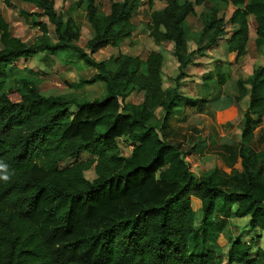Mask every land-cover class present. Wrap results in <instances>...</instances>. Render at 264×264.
<instances>
[{"label": "trees", "instance_id": "1", "mask_svg": "<svg viewBox=\"0 0 264 264\" xmlns=\"http://www.w3.org/2000/svg\"><path fill=\"white\" fill-rule=\"evenodd\" d=\"M24 1L40 11L20 12L45 17L57 40L49 39L47 24L41 21L36 22L43 33L38 40L27 43L12 36L0 11V162L10 173L8 181L0 180V264H264V249L252 255L251 241L239 236L230 241L226 260L212 249L190 248L204 239L217 208L227 211L236 205L235 215L248 216L251 228L264 229V152L250 146L264 122V64H255L246 80L238 79V95L216 111L222 125L229 126L246 94L244 84L249 83L240 140L222 144L229 158L240 159L241 170L225 173L215 168L197 176L184 160L193 149L184 152L179 142L168 138L172 130L168 120L181 116L182 106L202 112L220 96L219 88L211 97L192 98L180 91L193 56V51L185 53L184 23L203 1L147 2L148 35L155 42L172 41L178 60L176 83L168 88H163L164 59L158 51L151 50L145 59L118 53L112 69L91 56L132 35L131 15L140 0H110L105 14H98L93 0H87L93 28L87 49L74 43L78 31L56 11L54 0ZM155 1L165 5L155 8ZM219 1L235 8L228 19L212 13L204 20L206 45L215 44L229 23L233 28L226 39L227 51L244 55L251 26L256 51L264 55V0ZM43 52H65L67 60L96 68L98 72L80 79L79 85L103 81L106 93L92 100L46 95L20 75L19 99H11L12 90L6 86L10 69ZM203 79L216 87L226 81L220 65ZM133 90L143 92L142 102L125 104ZM124 136L134 143L129 156L122 155L117 144ZM81 152L91 157L59 167V162ZM91 168L95 177L89 179L84 171ZM192 197L201 202L198 225Z\"/></svg>", "mask_w": 264, "mask_h": 264}, {"label": "rangeland", "instance_id": "2", "mask_svg": "<svg viewBox=\"0 0 264 264\" xmlns=\"http://www.w3.org/2000/svg\"><path fill=\"white\" fill-rule=\"evenodd\" d=\"M121 1V0H117ZM194 1V0H190ZM201 5L194 7L195 12L188 14L184 23L185 30V53L193 51L191 62L185 69V76L181 78L180 91L188 97L198 98L206 95L211 97L220 90V96L208 102L207 107L199 112L196 108L182 106L181 116L169 118L172 130L168 133V138L179 142L181 149L185 152L189 148L192 152H187L184 160L195 175H203L208 171L217 168L225 173L232 169L241 170L240 159L232 160L229 158L222 144H234L240 140L242 129V113L248 105L249 83L244 84L245 96L239 101L238 114L231 119L230 125L224 126L217 117L216 111L222 109L225 98L230 100L238 95L237 80L244 79L252 73L255 64H264V55L256 51L254 44L255 32L250 26V41L247 44L246 53L236 56L235 53L227 51L226 39L232 30V26L227 23L226 33L219 36L215 44L206 45L208 35L203 36L204 20L212 13L217 16L223 15L228 19L235 8L229 4L220 3L219 0H202ZM148 0H140L138 8L132 13L131 21L134 24L132 35L121 41L119 46H106L91 56L96 61H104L109 69L114 68L112 59L118 53L129 55H138L145 59L151 50L158 51L163 55L162 79L163 88L173 87L175 77L178 74V60L176 59L173 48L174 44L170 40L155 42L148 35V24L150 21V8L147 5ZM98 14L108 13L110 10V0H93ZM165 5L162 1H155V8H161ZM88 2L87 0H54V7L57 12H63L64 19L69 22L73 30L78 31V39L74 43L84 49H87V42L93 36V28L88 20ZM20 9L27 12H39L35 4L24 2V0H9V3L0 0V11L9 23L11 35L20 40L30 43L39 39L43 34L37 21L47 24V35L52 42L57 40L55 29L52 23L45 17L30 16L22 14ZM224 13V14H222ZM252 20V17H249ZM2 46L0 41V47ZM220 65L225 74L226 81L221 87L210 85L205 82L203 75L207 72H214L215 66ZM98 70L92 66H86L78 59L67 60L66 53L61 52L57 55L40 53L27 61L18 62L10 69V76L6 80L7 90H12L10 98L18 100L19 95L16 92V78L20 75L25 76L34 83L40 93L46 95H66L77 100H92L101 98L106 93V85L103 81H96L93 84H81L80 79H89L96 74ZM143 100V92L133 90L125 97V104L138 105ZM161 108H157L155 113L159 116ZM197 148L194 144L198 143ZM122 155L129 156L133 148L128 137L124 136L117 141ZM250 146L255 151L264 152V122L254 132ZM197 149V151H196ZM91 157L86 152H81L78 157H68L59 162V167H68L76 160L87 159ZM84 175L92 179L95 177L94 169L84 171ZM192 208L196 211L197 225L201 220L202 210L201 202L198 198L192 197ZM236 205L231 206L227 211L216 209L212 215V225L204 239L198 245L191 243L193 251H204L212 249L216 254L226 260V251L232 239L239 236L246 241H251L252 255L257 249H264V229L251 228L248 222V216L240 217L235 215Z\"/></svg>", "mask_w": 264, "mask_h": 264}, {"label": "clouds", "instance_id": "3", "mask_svg": "<svg viewBox=\"0 0 264 264\" xmlns=\"http://www.w3.org/2000/svg\"><path fill=\"white\" fill-rule=\"evenodd\" d=\"M10 179V173L6 164L0 162V180L8 181Z\"/></svg>", "mask_w": 264, "mask_h": 264}, {"label": "crops", "instance_id": "4", "mask_svg": "<svg viewBox=\"0 0 264 264\" xmlns=\"http://www.w3.org/2000/svg\"><path fill=\"white\" fill-rule=\"evenodd\" d=\"M22 1H23V0H22ZM24 2L32 4V2H28V1H24ZM222 104H225V105L222 107V108H224V107H226V106H228V105L230 104V100L227 99V98H225L224 101L222 102Z\"/></svg>", "mask_w": 264, "mask_h": 264}]
</instances>
